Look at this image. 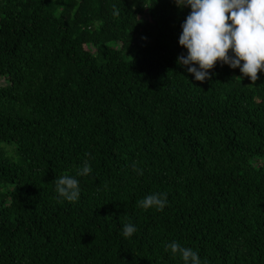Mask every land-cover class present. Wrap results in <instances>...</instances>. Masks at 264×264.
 Masks as SVG:
<instances>
[{
    "label": "trees",
    "instance_id": "16d2710c",
    "mask_svg": "<svg viewBox=\"0 0 264 264\" xmlns=\"http://www.w3.org/2000/svg\"><path fill=\"white\" fill-rule=\"evenodd\" d=\"M190 11L0 0V264H183L173 241L264 264V71L196 80L177 62ZM85 161L79 199L59 197ZM155 192L162 211L139 205Z\"/></svg>",
    "mask_w": 264,
    "mask_h": 264
},
{
    "label": "clouds",
    "instance_id": "9594fccd",
    "mask_svg": "<svg viewBox=\"0 0 264 264\" xmlns=\"http://www.w3.org/2000/svg\"><path fill=\"white\" fill-rule=\"evenodd\" d=\"M180 6L191 11L182 22L178 42L186 54L178 55L177 62L187 66L194 78L203 81L210 76L208 70L219 61L232 68H239L241 79L255 82L258 72L264 71V0H177ZM140 174L142 169L138 170ZM92 167L88 161L76 175L57 178L55 188L59 197L75 201L80 196L77 177L88 175ZM144 209L155 207L163 210L168 204L167 193L155 192L138 201ZM136 225L123 226V235L132 236ZM178 254L183 264H202L201 257L191 247L173 241L167 245Z\"/></svg>",
    "mask_w": 264,
    "mask_h": 264
},
{
    "label": "rangeland",
    "instance_id": "374dc122",
    "mask_svg": "<svg viewBox=\"0 0 264 264\" xmlns=\"http://www.w3.org/2000/svg\"><path fill=\"white\" fill-rule=\"evenodd\" d=\"M5 146H6V145H5ZM6 147H10V148L13 149L12 146H6ZM11 156H12V159H13V160L18 161V158H17V156H16L15 154H13V151H11Z\"/></svg>",
    "mask_w": 264,
    "mask_h": 264
}]
</instances>
